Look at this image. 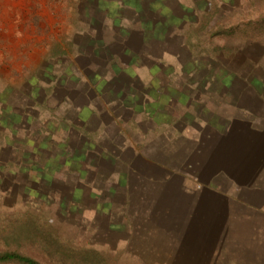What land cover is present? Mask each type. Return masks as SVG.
Masks as SVG:
<instances>
[{
  "label": "rangeland",
  "instance_id": "obj_1",
  "mask_svg": "<svg viewBox=\"0 0 264 264\" xmlns=\"http://www.w3.org/2000/svg\"><path fill=\"white\" fill-rule=\"evenodd\" d=\"M181 1L187 6L178 4ZM141 10L147 11L143 19ZM178 16L184 17L177 23L184 24L191 51L177 50L174 44L172 53L145 52L142 32H151L148 27L153 24L176 32L179 26L172 21ZM131 29L139 32L130 34ZM133 48V53L144 54L127 55V64L123 59ZM115 52L123 58L118 60ZM152 56L238 62L237 72L232 65L229 74L242 75L248 91L263 96L264 0H0V225L27 214L29 220L47 225L46 230H55L59 252L51 248L46 253L34 243L24 249L42 264H82L90 250L105 264H124L123 252L115 250L116 239L106 244L107 228L94 220L91 192L71 190L81 186L80 169L88 171L84 177L90 188H105L97 173L114 170L109 153L115 155L127 141L139 145L155 141L158 134L171 135L164 122L170 120L166 112L175 93H157L136 78L148 73L142 66L151 64ZM116 65L130 75L110 78ZM90 82L101 96L89 91ZM143 90V103L147 97H159L146 106L162 113L157 119L138 113V106L110 109L121 104L125 93L132 96ZM113 98L117 102L106 106ZM181 107L174 117L177 128L193 124ZM205 111L200 114L205 116ZM74 122H86L82 134L94 144L91 150L102 147L106 160L92 153L84 156L86 146L69 127L64 129ZM120 129L123 136L118 135ZM65 138L67 155L53 148V143L66 144ZM73 154L77 161L68 162ZM132 263L128 257L127 264ZM93 264L101 263L96 259Z\"/></svg>",
  "mask_w": 264,
  "mask_h": 264
},
{
  "label": "crops",
  "instance_id": "obj_2",
  "mask_svg": "<svg viewBox=\"0 0 264 264\" xmlns=\"http://www.w3.org/2000/svg\"><path fill=\"white\" fill-rule=\"evenodd\" d=\"M178 17L176 32H142L145 52L191 51ZM165 57H150L136 78L175 93L164 122L171 135L129 140L111 156L114 170L97 173L106 187L90 188L94 220L124 264H264V95L244 86L238 62ZM153 97L140 112L152 121L162 114L146 109ZM178 106L193 124L176 127Z\"/></svg>",
  "mask_w": 264,
  "mask_h": 264
},
{
  "label": "trees",
  "instance_id": "obj_3",
  "mask_svg": "<svg viewBox=\"0 0 264 264\" xmlns=\"http://www.w3.org/2000/svg\"><path fill=\"white\" fill-rule=\"evenodd\" d=\"M127 5H129L131 7L130 4H127ZM127 5L125 7H129ZM138 12H140L139 14H141L140 16H141L142 19H143L144 15H147V11L141 10V11H138ZM162 20H164L163 23L166 24V21L168 19L163 17ZM139 22L141 23V19H139ZM163 23H162V25H163L162 27L164 28V24ZM148 29L149 30H154V29L155 30H159V28H157L156 24L151 25V27H148ZM138 32H139L138 30H134V29H131L130 31H128V33H130V34L138 33ZM133 52H135L134 48L133 49H128L126 51V55H125L126 59L124 57L123 61L124 62L127 61V57H128L127 55H131V57H134L135 54H136V56L144 54L143 51L141 52V54L133 53ZM115 53L119 54L117 52H115ZM119 55H120V57H119L118 60L123 58V57H121L122 56L121 54H119ZM114 63H117V62L114 61L113 64ZM128 63L129 62L127 61V64ZM114 67L117 68L118 65H116ZM116 71L118 73L114 72V73H112V75L110 74L111 75L110 78L122 79L125 75H127V76L130 75L129 72H127L126 70H124V71L122 70L121 71L120 68H117ZM87 84H89V83H87ZM89 87H90V90H89L90 92H92V91H93V93L96 92V90H94L95 89V85L93 86L91 84V82L89 84ZM95 95L96 96H101V93L99 94L98 92H96ZM145 95H146V92L144 90L143 91H139L137 93H133L132 96L128 95V93H125L124 95H122V97H120V99L122 101L121 104H119L120 102L118 101V105H115L113 108L111 106L110 109H112L113 112H117V111H119V109L121 107L122 108L126 107V109H129V107L134 108L135 106H138V109H137L138 113L143 112L144 110L142 108H144V103H143V99L142 98H144ZM125 96L127 98H124ZM132 97H134V98H132ZM133 100H135V101H133ZM86 102H88V100ZM89 102H90V100H89ZM115 102H117V99L113 98V100L106 101L105 105L106 106L110 105V104L114 105ZM133 102L136 105H130V103L132 104ZM122 103H124L125 106ZM89 104H85L83 106H89ZM106 110L109 111V109H106ZM92 113H94V112H92ZM108 115L110 117H113L110 114H108ZM85 124H86V122L81 124V125L76 123V122H74V123H72L69 126L65 125L64 129L69 127V130H70L69 132H71L72 134H75L79 138V140L81 141V144H82L81 146H86L84 150H86L87 152L85 151L86 154L84 152V156L86 155L87 157H89L88 156L89 153H92L95 158L99 157V160H101V158L103 157L100 154V151H102V147H98L97 146L96 148H98V150L97 149L96 150H91V149H93L94 144L90 143V141H89L90 139L85 137L82 134V130H83V127H85ZM45 131H48V130L45 129ZM120 132H122L121 129L119 130V133ZM51 140H52V138H51ZM64 140L66 141V144H62L61 142H58L57 144L53 143L54 144L53 148H55V147H56L55 149L59 148V149H61L60 151L62 152V154L64 153V154L67 155L68 151H69V148H70L69 145H68V141L69 140L66 139V138ZM113 153L114 152L109 153V154L113 155ZM77 154L78 153H76V155ZM73 156H74V154H73ZM73 156H72V159H70V158L67 159L68 162H74V161L76 162L77 161L76 156H74V157ZM83 163L84 164H88L84 160H83ZM89 165L91 166V164H89ZM96 165H97V163L92 165V167L95 168ZM77 171H78V169H77ZM87 172H86V170L85 171L81 170V169L79 170L78 175H79V183H81V186L80 187H75L74 186V188L71 190L72 194L75 192L76 189L79 190V188H81L82 190H86L87 193H88V191L90 192V187H89V183H88L89 180H87L84 177V175H86ZM77 182H78V180H77ZM82 182H83V184H82ZM46 227H47V225L42 224L41 222H37V221H34V220H29V216L27 214L17 216L16 218H11L6 223L0 225V264H42L36 258H34V257L30 256L28 253L24 252V249L29 247V246H31L32 243L37 244L38 247L42 251H44L46 253H48V251L51 250V248H54L55 251L59 252V247H60V244H61L60 237L58 236V234L56 233L55 230H46ZM96 259L101 264H105V263H103L104 258L97 251H92V250L87 251L83 255L82 264H84V263L93 264L94 260H96Z\"/></svg>",
  "mask_w": 264,
  "mask_h": 264
}]
</instances>
